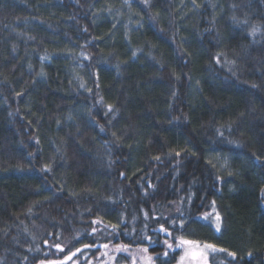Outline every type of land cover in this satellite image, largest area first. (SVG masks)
Listing matches in <instances>:
<instances>
[{
  "label": "trees",
  "instance_id": "1",
  "mask_svg": "<svg viewBox=\"0 0 264 264\" xmlns=\"http://www.w3.org/2000/svg\"><path fill=\"white\" fill-rule=\"evenodd\" d=\"M179 236L264 264V0H0V264Z\"/></svg>",
  "mask_w": 264,
  "mask_h": 264
},
{
  "label": "rangeland",
  "instance_id": "2",
  "mask_svg": "<svg viewBox=\"0 0 264 264\" xmlns=\"http://www.w3.org/2000/svg\"><path fill=\"white\" fill-rule=\"evenodd\" d=\"M209 218H211L212 221L218 222L216 220V215L211 213L209 214ZM213 228L216 231V225L213 224ZM217 232V231H216ZM203 248L205 244H211V243H200L198 242ZM214 245V244H211ZM119 246L121 245H113L108 244V247L99 246V252L95 255V259L90 260L89 264H153V256L148 252H145L142 247H135L130 248L127 247V250H119ZM215 246V251L212 249H203V255L207 258V264L209 256L213 253L219 252L221 250L220 247ZM183 255V250L181 249V253L177 259V261L173 264H178L180 261V257ZM149 257L151 260H149ZM121 258V263L117 262V259ZM203 260V256H200L197 258L196 262H192L190 258H186V264H200V261ZM78 263V262H77ZM76 261H71L69 264H77Z\"/></svg>",
  "mask_w": 264,
  "mask_h": 264
},
{
  "label": "snow or ice",
  "instance_id": "3",
  "mask_svg": "<svg viewBox=\"0 0 264 264\" xmlns=\"http://www.w3.org/2000/svg\"><path fill=\"white\" fill-rule=\"evenodd\" d=\"M208 215L209 214H205L203 218L205 220H207L208 219ZM216 220L217 221L220 220L219 215L216 216ZM94 223H96V221H94ZM171 223H172V225L174 227L177 226L176 220H172ZM117 227H118V225H112L113 229H115ZM178 227L180 229L184 228V221L183 220L180 222ZM93 231H95V229H93ZM160 231L165 232V234L167 236H169V237L172 236V232L169 231L168 229H166L163 225L161 226ZM216 231L217 232L220 231V224L218 222L216 223ZM164 243L167 245L168 249H171L173 251L178 250V249H182L183 250V255H181L180 261L178 262V264H186V258H190V260L192 262H196L197 258L200 257V256H203V260L200 261V264H207V258H206V256L203 255V249H212L213 251L216 250L215 246L211 245V244H205L203 246V248H201L200 244L197 241L186 239L183 236L173 237V242H169L168 240H165ZM103 246L104 247H108L107 244H105ZM84 247L88 248V247H90V245L85 244ZM119 250H127V245L119 246ZM61 251H63V249H61ZM79 251H81V250L77 249V252H79ZM144 251L147 252V249L145 248ZM221 251H223V249H221ZM164 254L168 255L167 252H165ZM72 255L75 256L76 252H73ZM229 255H234V254L233 253H229ZM68 258L71 259V257H68ZM149 260H151L150 257H149Z\"/></svg>",
  "mask_w": 264,
  "mask_h": 264
}]
</instances>
